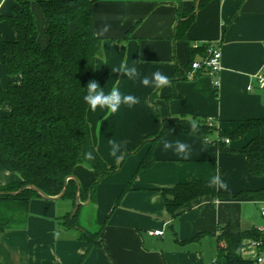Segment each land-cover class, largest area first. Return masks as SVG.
<instances>
[{"label": "crops", "instance_id": "0c3cea01", "mask_svg": "<svg viewBox=\"0 0 264 264\" xmlns=\"http://www.w3.org/2000/svg\"><path fill=\"white\" fill-rule=\"evenodd\" d=\"M199 2L94 0L95 33L110 25L100 36L103 54L96 59V79L106 94L118 87L122 94L134 95L140 102L132 107L121 105L107 119L106 108H89L92 138L110 167L121 161L110 155V140L122 143V158L135 150L99 182L95 200L85 204L93 208L92 220L79 213L80 226L99 231L103 246L90 248L77 230L63 227L62 217L74 207L71 199L35 196L29 201L25 225L1 235L16 264H215L216 237L222 230L264 229V201L251 195L201 196L185 204L177 218L166 206L164 190L192 180L211 181L217 173L227 184V188L217 186L223 191L264 187V176L251 174L248 158L241 151L256 136V130L225 144L213 142L220 130L233 132L246 120L264 117V92L258 82L264 74V0H207L202 6ZM15 5V0H4L0 6V37L5 40L17 38L7 18ZM32 9L45 45L46 17L37 2L32 3ZM193 10L195 17L185 37H177L178 24L185 19L180 15ZM202 46L221 50L222 68L215 75L196 70L189 76L192 63L205 59L194 50ZM134 61L141 77L151 78L160 71L171 84L145 87L140 79L116 72L121 63L131 67ZM21 81V74H10L0 62V89ZM11 112L9 102L0 104V115ZM169 117L213 119L218 130L210 135V142L196 134L162 136L153 145L152 165L139 170L152 135L160 130L162 118ZM165 141L188 144L189 158L183 159L175 148L164 150ZM73 175L83 190L95 178L94 171L84 164L77 165ZM20 180L18 172L0 166V186ZM155 230L163 234H151ZM242 253L254 259L264 255L254 245L246 246Z\"/></svg>", "mask_w": 264, "mask_h": 264}, {"label": "trees", "instance_id": "16d2710c", "mask_svg": "<svg viewBox=\"0 0 264 264\" xmlns=\"http://www.w3.org/2000/svg\"><path fill=\"white\" fill-rule=\"evenodd\" d=\"M13 13L7 16L16 31L15 40L0 37V62L10 74L22 76L20 84H9L0 89V104L9 102L12 112L0 115V166L20 174L19 182L0 186V191H16L34 184L48 195L62 192L66 178L73 175L79 164L87 163L95 174L91 185L83 190L82 201L93 202L99 182L116 171L120 163L110 167L99 154L88 120L89 106L84 101L85 88L90 80H96V59L103 54V40L93 28L92 7L94 0H15ZM207 0H200L202 6ZM37 2L47 20V43L40 41V32L32 3ZM177 37H185V31L195 17V11L181 14ZM194 49V48H193ZM207 56L208 47L197 49ZM264 92V87H262ZM194 120V119H193ZM198 131L189 130L188 118H162L160 130L152 135V143L142 159L139 170L154 162L153 145L162 136L170 134H196L209 138L218 130L215 120L196 119ZM256 130V136L241 150L248 158L252 175L264 176V117L249 119L233 132L219 131L213 142L225 144V138H241ZM149 142V141H146ZM92 152L95 159L85 161V154ZM78 191L74 179L68 180L63 198L76 203ZM166 206L173 218L188 202L201 196L228 198L251 195L264 201V187L255 190L229 192L211 185L210 181L192 180L179 183L163 191ZM40 196L27 188L17 195L0 193V264H16L11 252L1 241L4 231L25 225L29 201ZM82 205L71 216L62 217L65 229L77 230L79 237L89 247L103 246L99 231L91 232L80 226L79 213ZM217 258L215 264H256L257 259L247 258L242 250L253 242L264 251V229L253 227L232 233L222 230L216 237Z\"/></svg>", "mask_w": 264, "mask_h": 264}, {"label": "clouds", "instance_id": "9594fccd", "mask_svg": "<svg viewBox=\"0 0 264 264\" xmlns=\"http://www.w3.org/2000/svg\"><path fill=\"white\" fill-rule=\"evenodd\" d=\"M4 0H0V6L3 5ZM110 29V25L105 24L97 33V36H104ZM134 61L133 66H128L126 62L121 63L119 67L116 69V72L122 73L124 76H127L131 80L140 79V82L145 87H155V88H163L171 84V81L168 76L164 75L160 71H156L152 74L151 78L148 76L141 77V74L138 72L135 67ZM87 93L84 96L85 103L90 107L92 111H95L99 108H106L108 110L105 119L108 116L115 114L120 109L121 105H127L132 107L138 104L139 98L131 95V94H122L118 87H113L109 93H105L103 88H101L100 84L96 80H90L86 87ZM189 130L193 133L198 131L197 121L188 118ZM109 144L111 145L110 155L115 157L117 161L122 159V143L117 142L115 140H110ZM164 150H170L175 148V152L183 159H188L190 156V146L186 143L176 141L175 145L170 141H165L163 143ZM85 161H92L95 159L92 152H87L85 154ZM85 167H90L87 163L84 164ZM211 185L218 186L220 188H227V184L222 180L219 173L215 174L210 181Z\"/></svg>", "mask_w": 264, "mask_h": 264}, {"label": "built area", "instance_id": "2783aa9c", "mask_svg": "<svg viewBox=\"0 0 264 264\" xmlns=\"http://www.w3.org/2000/svg\"><path fill=\"white\" fill-rule=\"evenodd\" d=\"M192 68H193V72H191V74H189V76H193V73L196 70H205L207 73H209L211 75L217 74L222 68V52H221V50L218 48L210 47L208 49V54L205 57V59L202 61L193 62ZM258 82H259V86L264 87V74L259 75ZM209 120H211V119H209ZM204 140L206 142L211 141L210 138H208V137L205 138ZM224 140L226 143L230 142L229 138H225ZM262 214L264 216V208H262ZM151 234L162 235L163 231L162 230H155V231H151ZM252 245L259 247V243H257V242H253ZM257 261L259 263H263L264 262V255L258 256Z\"/></svg>", "mask_w": 264, "mask_h": 264}, {"label": "water", "instance_id": "95a60500", "mask_svg": "<svg viewBox=\"0 0 264 264\" xmlns=\"http://www.w3.org/2000/svg\"><path fill=\"white\" fill-rule=\"evenodd\" d=\"M69 179H74L76 181V183H77V186H78V191H77V195H76V203H75V205H74V207H73V209L71 211V216H73L76 213V211L79 209V207L81 205H83V201L81 199V186H80V183L78 182L77 178L74 175H71V176L66 178V183H65L64 189L62 190L61 193H59L58 195H54V196L46 194L45 192H43L39 187H37L34 184H27V185L19 188L16 191H0V193L1 194L17 195V194L21 193L23 190H25L27 188H31V189L35 190L41 197H44L46 199L59 200V199L63 198V196L65 195V193L67 191V186H68V180ZM89 202H90V197L84 202V204L89 203Z\"/></svg>", "mask_w": 264, "mask_h": 264}, {"label": "rangeland", "instance_id": "374dc122", "mask_svg": "<svg viewBox=\"0 0 264 264\" xmlns=\"http://www.w3.org/2000/svg\"><path fill=\"white\" fill-rule=\"evenodd\" d=\"M62 199V198H61ZM65 199V198H64ZM84 202L85 201H83V205H82V208H81V217L84 215L85 216V214L87 215V217L90 219V220H92V218H91V213H92V211H93V208H91V206H88V205H85L84 204ZM72 211V210H71ZM81 219V218H80ZM80 221V220H79ZM86 226H89V220H88V222H86V224H85ZM257 262V261H256Z\"/></svg>", "mask_w": 264, "mask_h": 264}]
</instances>
